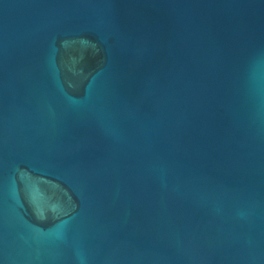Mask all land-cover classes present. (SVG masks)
Returning a JSON list of instances; mask_svg holds the SVG:
<instances>
[{"label":"water","instance_id":"95a60500","mask_svg":"<svg viewBox=\"0 0 264 264\" xmlns=\"http://www.w3.org/2000/svg\"><path fill=\"white\" fill-rule=\"evenodd\" d=\"M0 264H264V0H0Z\"/></svg>","mask_w":264,"mask_h":264}]
</instances>
